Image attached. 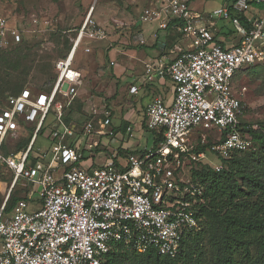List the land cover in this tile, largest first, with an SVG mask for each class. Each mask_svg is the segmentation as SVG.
I'll return each mask as SVG.
<instances>
[{"label":"built area","instance_id":"obj_1","mask_svg":"<svg viewBox=\"0 0 264 264\" xmlns=\"http://www.w3.org/2000/svg\"><path fill=\"white\" fill-rule=\"evenodd\" d=\"M239 14L247 20L244 32ZM207 18L232 21L243 32L241 43L232 48L217 43L187 0H164L139 15L140 23L156 24L162 31L174 23L186 49L169 64L160 60L157 68L147 66L149 81L156 75L174 83L175 101L168 106L157 97L149 104L147 128L164 140L156 148L127 154L125 165L91 170L78 166L100 155L102 141L115 135L106 105L93 106L80 126L65 121L83 84L82 72L74 67L76 52L84 39L103 41L109 36L91 13L71 51L56 62L51 91L34 93L26 84L0 106V163L13 172V187L25 180L39 188L40 204L32 210L21 200L6 215L4 204L0 208V264H112L108 256L114 250L153 249L176 258L189 236L201 232L193 206L203 189L190 177L183 179L184 170L199 162L214 166L205 161L211 152L220 161L216 171H222L236 153L254 149L253 135L264 137L258 125L242 124L245 105L234 82L240 70L264 65V0H226ZM22 40L21 31L0 14V45ZM49 115L54 117L51 146L34 155L37 133ZM23 124L35 126L28 148L4 155L3 145L19 137ZM211 134L214 141L208 150L197 153V144H207ZM117 158L114 153L112 159Z\"/></svg>","mask_w":264,"mask_h":264},{"label":"rangeland","instance_id":"obj_2","mask_svg":"<svg viewBox=\"0 0 264 264\" xmlns=\"http://www.w3.org/2000/svg\"><path fill=\"white\" fill-rule=\"evenodd\" d=\"M223 1L189 0V7L192 12H201L208 16L220 8ZM139 6L141 2L139 5H132V0H0V14L8 19L11 27L21 31L23 38L20 43L10 41L7 46L0 45V58L15 53L22 54L19 58L10 55L9 59L13 63L19 61L17 68L1 66L0 101H4L7 96L26 84L37 90L50 88L53 84L55 62L71 51L77 34L90 13L93 19L105 28L112 19L134 18L140 12ZM225 24L231 26L229 20H225ZM124 32L129 33L127 30ZM124 32L122 29L111 30L108 40L100 42L86 40L78 49L74 67L84 73V84L80 91L81 98L75 100L71 107L72 111L71 109L66 111V115L69 114L72 121L76 119L81 124L84 123L88 111L93 106H98L95 103L98 99L103 100L105 105H109L111 110H115L113 101L117 100L118 86L113 80L112 71L120 61L117 52L131 50L137 43L132 34L124 35ZM88 48L91 50L89 53L85 52ZM234 82L238 96L248 109L245 119L252 125H264V65L240 70ZM115 112L113 126L119 128L122 117L117 109ZM53 120L54 117L50 116L49 122ZM132 123L135 126L132 141H141L143 137L139 124L141 125L142 122L136 114L132 118ZM28 126H24L25 132H28ZM49 132L50 128L38 136L34 151L37 152L38 149L46 151L50 148V141L43 138L45 135L48 136ZM119 132V137L125 136L129 139L122 129ZM22 138H25V134ZM211 139L214 141L212 134L208 137V142L212 141ZM102 142L101 153L110 152L112 146L109 144V139H104ZM7 144L12 146L10 147L12 150L13 141L7 139ZM254 148L253 150L257 149V147ZM93 159L100 163L102 155L94 154ZM205 161L213 164L214 168L220 166L219 159L211 152L207 154ZM183 174V179H189V169H185ZM19 184L17 189H27L30 194L34 191L28 200L31 201L30 208L33 209L32 201L38 199L39 188L33 187L25 180H20ZM2 194L0 190V202ZM20 196H24V193H20Z\"/></svg>","mask_w":264,"mask_h":264},{"label":"trees","instance_id":"obj_3","mask_svg":"<svg viewBox=\"0 0 264 264\" xmlns=\"http://www.w3.org/2000/svg\"><path fill=\"white\" fill-rule=\"evenodd\" d=\"M236 16L241 25L247 24L244 14ZM173 27L174 23H170L168 30L172 31ZM10 55L16 58L20 55L22 57L21 53ZM10 55L0 58V69L1 66L17 68L19 61L13 63L9 59ZM255 66L258 65L250 67ZM55 79L54 73L53 82ZM21 88L7 96L5 100L17 94ZM106 107L111 111L109 105ZM246 112L248 109L245 107ZM51 115L44 121L37 137L51 128L53 123L49 122ZM65 121L70 125L74 123L69 114ZM242 124L252 125L246 119H242ZM258 126L264 128V125ZM34 131L35 126L28 137L15 141L12 150L4 144L2 153L8 156L11 152L25 151ZM154 136L153 148H156L164 139L162 134L155 133ZM253 139L254 147L257 149L236 153L222 171H216L205 162L191 166L189 170L191 182L203 189L202 197L197 198L193 206L202 230L189 236L184 242L182 252L176 258L161 256L153 249L145 253L114 250L108 256V262L112 264H264V137L253 135ZM212 143L213 140L205 145L199 142L195 151L206 152ZM13 176L14 174L11 175L12 180ZM18 183L12 188L4 203V214L11 213L19 201L28 200L29 191L17 189ZM20 193H24V196H20Z\"/></svg>","mask_w":264,"mask_h":264},{"label":"crops","instance_id":"obj_4","mask_svg":"<svg viewBox=\"0 0 264 264\" xmlns=\"http://www.w3.org/2000/svg\"><path fill=\"white\" fill-rule=\"evenodd\" d=\"M163 1L164 0L132 1V5H139L141 2V6H139L141 7V9L140 12L137 14V16L127 20L112 19L105 26V28L108 29L109 33L111 32V30H118V29H122L123 32L126 30L129 31V33L124 32L123 34L124 35L132 34L134 39H136L135 42L137 43L136 45H134V48L131 50L117 52V57H119L120 61H118L116 65L112 63L113 65H115V68L112 71L113 80L116 82L118 86L116 89V94H118L117 100L113 101L115 110L114 109L111 110L112 129L114 130L115 133L114 137L109 139V144L110 146H112V150L110 152H106L105 154L104 153L100 154L102 155V159H100L101 160L100 163L96 162V159H84L82 162L78 164V166L81 168L91 170L96 167L105 166L109 164H117L120 166L125 165L126 164L125 158L127 154L141 153L146 149H150L154 147L155 136L146 127L147 124L145 120V112L149 104L152 103V101L157 97L162 98L163 101L166 103V105L168 106L173 105L175 101V85L169 78L167 77L161 78L156 75H153V79L149 81L147 74V66L152 65L155 68H157L158 66L157 64L160 60H162L165 64H169L178 55L180 49H184V50L186 49V46L185 45L183 46L180 43L181 36L180 34L178 35V33L174 30V28L172 31L168 29L162 31L158 29V26L156 24H143L138 21V17L145 7L150 5L159 6ZM187 1L189 3V0ZM225 1L226 0L223 1L222 5L224 4ZM229 1L237 2L239 0H229ZM193 13L200 14L203 16V19L200 24L209 27L214 34L215 41L223 45L225 48H232L236 45H239L241 43L244 30L248 28L247 24L241 25V27L243 28V32L240 33L238 31L239 28L234 26L232 24V21L230 20L229 22L231 23V26H227L225 24L224 19L209 20V18H207V16L204 13L201 12H193ZM245 15L248 16L249 14L247 13ZM114 21H120L123 25L116 26L114 24ZM172 37H175V39H173ZM117 38L119 40V37ZM86 40L88 39L83 40L82 45ZM105 40H108V38ZM123 40L125 41V39ZM77 54L78 51L75 54L74 66H76ZM80 71L82 72V70ZM54 73H55V66H54ZM82 74H83V84H84V73L82 72ZM54 83L55 81L53 82V84ZM83 84L79 89V96ZM29 86L34 93L49 92L52 89V86L48 89H41V90H37L31 85ZM133 88L137 89V93L132 92ZM79 98H81V96ZM96 101L95 103L98 104V106L105 105L103 100L98 99ZM5 103L6 100L4 102H0V106L5 105ZM120 104L122 106H119L120 107L119 108L118 105ZM116 109L122 117V123L119 128L113 126V120L116 114L115 112ZM135 114L139 117V119L142 122L141 125L139 124V126H141L140 133L143 139L138 142L132 141V139L134 138V130H135V126H133L132 123V118ZM73 122L75 124L77 123L79 126L81 124L76 119ZM24 126L25 125L23 124L22 128L19 130V137L13 141V144L15 143L16 140L21 139L24 134H25V138L28 137V135L31 133L32 129L34 128V126L32 125L29 126L27 125L28 132H25ZM125 126L127 127L125 128ZM120 129H122L124 133L128 135L129 139H126L125 136L119 137ZM43 138L46 140L48 139L50 141L49 135L48 136L45 135ZM10 147L12 146L9 145L7 146V148L9 149ZM37 152L34 151L33 154L37 155L38 154ZM114 153L116 154V156H118L117 159H112V155ZM37 160L38 159H29L30 162ZM12 174L13 172L5 164L0 163V183H1L0 190L3 192L2 201L0 202L1 207L5 203L11 189L13 188L12 179H11ZM19 183L17 184V187L20 185ZM33 193L34 191L31 194L29 192L28 200ZM28 202L29 204L31 203V201ZM32 205H33L32 210L37 209L40 206L39 200L38 199L33 200Z\"/></svg>","mask_w":264,"mask_h":264}]
</instances>
